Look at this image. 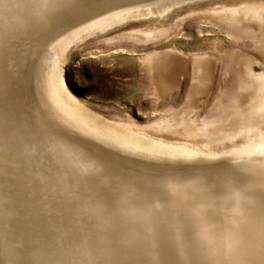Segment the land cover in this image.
<instances>
[{
	"label": "bare ground",
	"instance_id": "1",
	"mask_svg": "<svg viewBox=\"0 0 264 264\" xmlns=\"http://www.w3.org/2000/svg\"><path fill=\"white\" fill-rule=\"evenodd\" d=\"M135 1L0 0V264L264 263V82L242 73L252 109L225 102L188 137L184 116L111 123L64 89L70 45L188 0ZM225 168L244 178L214 182Z\"/></svg>",
	"mask_w": 264,
	"mask_h": 264
},
{
	"label": "rangeland",
	"instance_id": "2",
	"mask_svg": "<svg viewBox=\"0 0 264 264\" xmlns=\"http://www.w3.org/2000/svg\"><path fill=\"white\" fill-rule=\"evenodd\" d=\"M171 8L162 16L127 20L70 45L61 69L70 98L108 122L145 129L157 130L163 120L184 116L189 124L181 129L171 125L170 131L187 137L233 99H238L236 110L252 109L251 98L237 92L245 83L238 78L246 72L245 87L251 89L264 82V18L230 12L252 8L264 13V0H188ZM143 34L154 37L136 41ZM239 124L227 121L230 129ZM226 138L232 141L236 135ZM219 171L214 178L207 176L214 182L223 176L244 178L232 174L234 168L223 171L229 175Z\"/></svg>",
	"mask_w": 264,
	"mask_h": 264
},
{
	"label": "water",
	"instance_id": "3",
	"mask_svg": "<svg viewBox=\"0 0 264 264\" xmlns=\"http://www.w3.org/2000/svg\"><path fill=\"white\" fill-rule=\"evenodd\" d=\"M115 168H116V170H118L119 172H121V171L124 172L123 170L120 171V170L118 169L119 167H117V166H115ZM122 172H121V173H122Z\"/></svg>",
	"mask_w": 264,
	"mask_h": 264
}]
</instances>
